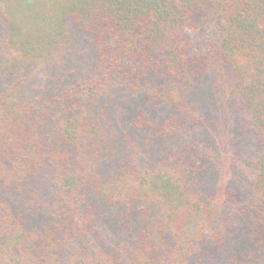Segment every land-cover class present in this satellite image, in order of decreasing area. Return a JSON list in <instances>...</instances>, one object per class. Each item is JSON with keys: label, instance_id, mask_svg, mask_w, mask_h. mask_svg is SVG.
<instances>
[{"label": "trees", "instance_id": "trees-1", "mask_svg": "<svg viewBox=\"0 0 264 264\" xmlns=\"http://www.w3.org/2000/svg\"><path fill=\"white\" fill-rule=\"evenodd\" d=\"M0 264H264V0H0Z\"/></svg>", "mask_w": 264, "mask_h": 264}]
</instances>
